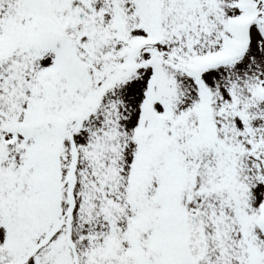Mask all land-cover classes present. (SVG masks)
Masks as SVG:
<instances>
[{"label": "snow or ice", "instance_id": "obj_1", "mask_svg": "<svg viewBox=\"0 0 264 264\" xmlns=\"http://www.w3.org/2000/svg\"><path fill=\"white\" fill-rule=\"evenodd\" d=\"M0 264H264V0H0Z\"/></svg>", "mask_w": 264, "mask_h": 264}]
</instances>
